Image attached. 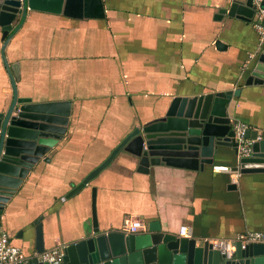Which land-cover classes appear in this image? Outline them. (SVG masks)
Masks as SVG:
<instances>
[{
  "label": "crops",
  "instance_id": "crops-1",
  "mask_svg": "<svg viewBox=\"0 0 264 264\" xmlns=\"http://www.w3.org/2000/svg\"><path fill=\"white\" fill-rule=\"evenodd\" d=\"M236 1L248 2L103 0L104 18L30 10L7 36L0 26V112L14 97L10 71L19 97L70 103L63 138L1 215L0 234L22 250L24 264L41 254L39 228L44 251L63 246L64 254L93 234V194L100 231L130 233L125 221L140 220L135 233L164 232L197 245L264 233V157L242 170L232 146L219 147L202 168L164 163L148 172L121 149L84 183L135 127L165 115L175 97L238 91L228 105L233 128L245 123L264 140V42L255 9L230 14ZM257 66L262 76L247 84ZM258 151L264 155V145ZM183 225L188 235L180 234Z\"/></svg>",
  "mask_w": 264,
  "mask_h": 264
},
{
  "label": "water",
  "instance_id": "water-1",
  "mask_svg": "<svg viewBox=\"0 0 264 264\" xmlns=\"http://www.w3.org/2000/svg\"><path fill=\"white\" fill-rule=\"evenodd\" d=\"M30 10L63 13L77 18L105 17L103 0H0V26L6 36L13 21L19 16L24 19ZM252 11L253 0H248L245 5L236 1L230 14L249 15ZM258 69L257 66L247 84L258 82L259 79H254L262 76ZM10 76L14 97L9 108L0 112V220L6 204L29 171L63 138L70 115L69 102H35L29 97H19L11 71ZM233 94H238V91L175 97L165 115L135 127L84 183L110 163L121 149L138 157L142 172H148L150 166L164 163L202 168L204 163H213L221 146L235 147L238 153L236 132L228 114ZM245 134L255 141L252 156L239 158L242 170H247L250 164L264 157L258 153V146L264 145V140H257L258 132L247 129ZM93 225L92 235L68 245L62 260L53 264H264L263 243L246 246L237 243L234 254L227 256L207 243L197 245L195 238L164 232L100 231L94 194ZM42 238L39 228V253L44 251ZM27 264L51 263L36 257Z\"/></svg>",
  "mask_w": 264,
  "mask_h": 264
},
{
  "label": "built area",
  "instance_id": "built-area-1",
  "mask_svg": "<svg viewBox=\"0 0 264 264\" xmlns=\"http://www.w3.org/2000/svg\"><path fill=\"white\" fill-rule=\"evenodd\" d=\"M253 6L257 15V21L255 28L260 34L262 42H264V0H253ZM248 126L242 122H235L234 129L236 132V142L238 149V157H248L253 154L252 145L254 140L246 137V130ZM214 169L217 171L234 172L233 179L236 180L239 173L232 170L227 165H216ZM143 226L140 220L125 221V229L130 233L137 232ZM188 227L183 225L180 228L181 235H188ZM204 242L211 245L213 249L221 251V253L227 256H232L235 252V245L241 243L246 246L250 243H263L264 233L260 231H245L236 236L235 239L227 238H205ZM64 256V247L56 246L52 249L39 254V258L42 261L49 262L51 264L61 261ZM27 262L26 257L23 255L22 250L11 243L7 233L0 234V264H24Z\"/></svg>",
  "mask_w": 264,
  "mask_h": 264
}]
</instances>
